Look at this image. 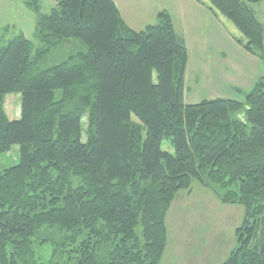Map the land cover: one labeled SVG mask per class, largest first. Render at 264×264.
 Masks as SVG:
<instances>
[{
  "label": "trees",
  "instance_id": "16d2710c",
  "mask_svg": "<svg viewBox=\"0 0 264 264\" xmlns=\"http://www.w3.org/2000/svg\"><path fill=\"white\" fill-rule=\"evenodd\" d=\"M196 1L264 60L251 7L264 0ZM26 3L39 48L21 33L0 44V155L19 147L0 171V264H39L34 244L53 246L50 264H158L166 213L193 180L244 208L223 264H264V77L244 103L186 105L187 48L166 12L135 32L112 0H55L46 14ZM66 45L78 48L46 66Z\"/></svg>",
  "mask_w": 264,
  "mask_h": 264
},
{
  "label": "rangeland",
  "instance_id": "374dc122",
  "mask_svg": "<svg viewBox=\"0 0 264 264\" xmlns=\"http://www.w3.org/2000/svg\"><path fill=\"white\" fill-rule=\"evenodd\" d=\"M112 1L123 22L135 32L155 24L160 13L169 15L188 53L183 73L186 105L216 99L244 103L246 95L264 77L263 58L244 49L238 43L242 36L232 23L210 11L206 4L196 0ZM55 5V0H38L42 14ZM251 7L264 29V3ZM35 23L36 15L26 0H0V44L21 33L31 42L34 54L40 46ZM76 48L77 45L74 48L66 45L50 53L45 65L61 62ZM3 109L9 120L19 119L20 95H7ZM132 120L137 122L134 117ZM161 150L174 153L167 141H163ZM18 162L19 147L14 145L9 152L0 155V171ZM216 188L218 193L225 192ZM211 192L193 180L188 191L176 193L166 213V245L158 264H223L230 255L236 246L235 230L242 223L245 211L238 205L222 204ZM33 249L37 263L50 264L54 250L51 244H34Z\"/></svg>",
  "mask_w": 264,
  "mask_h": 264
},
{
  "label": "crops",
  "instance_id": "0c3cea01",
  "mask_svg": "<svg viewBox=\"0 0 264 264\" xmlns=\"http://www.w3.org/2000/svg\"><path fill=\"white\" fill-rule=\"evenodd\" d=\"M195 1V0H194ZM115 5H116V3H115V1L113 2ZM116 7H117V5H116ZM119 14H120V11H119ZM120 16H121V14H120ZM212 193V192H211Z\"/></svg>",
  "mask_w": 264,
  "mask_h": 264
}]
</instances>
